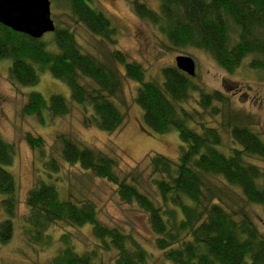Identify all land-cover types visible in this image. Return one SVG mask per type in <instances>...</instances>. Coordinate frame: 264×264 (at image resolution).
<instances>
[{
	"label": "trees",
	"instance_id": "trees-1",
	"mask_svg": "<svg viewBox=\"0 0 264 264\" xmlns=\"http://www.w3.org/2000/svg\"><path fill=\"white\" fill-rule=\"evenodd\" d=\"M156 1L155 9L141 0H134L131 7L156 29L168 49L204 51L229 74L245 60L250 70L264 73V0ZM52 2L65 8V20L63 26L54 23L49 40L33 39L0 24V61H10V83L35 86L39 75L48 72L67 85L75 104L89 111L92 124L113 133L125 120L117 103L122 101L120 66L125 78L137 84L133 102L142 112L143 125L156 135L174 129L182 143L175 161L161 154L148 155L153 197L142 188L139 174L120 172L115 158L63 134L59 136L61 159L113 185L124 204L136 205L145 213L155 235L154 247L160 252L158 264H264V233L251 211L259 206L264 212V171L252 162L264 161V140L238 124L240 119L232 113L226 95L206 91L196 76L189 77L175 65L161 69V80L146 79L142 67L124 53L112 51L100 60L83 52L73 27L81 26L101 42L114 45L113 23L93 8L92 0ZM194 94L196 107L189 109ZM27 97L23 112L41 123L43 111L50 118L71 111L61 95H51L48 102L37 92ZM217 118L220 122H207ZM224 133L233 144L226 150ZM25 140L32 149L44 146L41 138L30 134ZM13 157L14 146L0 136V205L5 213L0 243L12 238L18 204L16 182L4 169ZM44 168L51 176L60 166L51 158ZM25 203L23 233L29 245L53 243L49 230L58 223L90 228L91 245L81 247L71 232L61 233V245L48 264H153L137 236L103 223L92 201L72 193L62 197L56 184L40 181L28 191Z\"/></svg>",
	"mask_w": 264,
	"mask_h": 264
},
{
	"label": "rangeland",
	"instance_id": "rangeland-1",
	"mask_svg": "<svg viewBox=\"0 0 264 264\" xmlns=\"http://www.w3.org/2000/svg\"><path fill=\"white\" fill-rule=\"evenodd\" d=\"M62 1V0H60ZM134 0H92L93 8L104 13L116 29L115 44L101 42L91 36L85 29L73 27L76 40L85 53L103 60L109 52L119 51L126 54L129 61L139 64L145 73V78L161 80V69L175 65V58L187 55L196 64V81L201 83L206 91L218 90L229 98L232 113L239 117V123L247 126L264 140V73L250 70L247 60L234 73L229 74L219 68L213 59L204 51L194 49L170 50L166 41L156 29L141 20L132 10ZM149 2L150 8L158 6L156 0H141ZM51 2V18L63 26L65 8ZM51 34H45L49 40ZM52 46L49 47L51 49ZM9 60L0 61V136L14 146L12 164L5 166L17 185V209L13 217V235L7 243H0V264H48L61 245L59 235L69 231L73 239H77L78 247L86 243L91 245L90 228L75 229L58 223L50 228L49 235L53 236V243L49 246L26 243L23 229L24 217L28 214L25 199L28 191L40 181L57 185L62 197L73 194L81 199L95 204L98 218L105 224L131 232L152 255L153 264H158L160 252L154 247L155 235L151 233L147 216L136 205L124 204L117 196L115 187L105 180L83 170L78 165H70L61 159L62 143L60 135H67L80 145L95 151H100L115 158L118 170L124 174L132 171L133 175H140L142 188L150 196H155V188L150 184L148 155L161 154L176 160L182 143L178 139L177 131L156 135L149 131L142 123V112L133 102L137 84L125 78L122 67L118 66L121 78V107L125 120L121 128L113 133H106L98 129L89 121V111L75 104L70 97V91L63 82L52 78L48 72L39 75V82L35 86H13L8 78ZM159 76V77H158ZM160 82V81H159ZM37 92L46 102L51 95H61L70 104L68 115L50 118L46 111L41 113L43 123L37 117L26 115L23 107L28 93ZM187 107H196L194 99ZM220 122V119L207 122ZM30 134L43 140L42 149H32L25 140ZM223 150L233 144L227 133H224ZM51 158L56 159L60 168L58 173L48 175L44 164ZM251 161V159H250ZM252 162L264 171V161L253 159ZM48 179H53L48 180ZM264 185V179L261 181ZM1 202V195H0ZM252 214L260 231L264 233V212L261 207H251ZM5 219V213L0 205V223ZM59 244V245H58ZM108 264L112 262L108 261Z\"/></svg>",
	"mask_w": 264,
	"mask_h": 264
},
{
	"label": "water",
	"instance_id": "water-1",
	"mask_svg": "<svg viewBox=\"0 0 264 264\" xmlns=\"http://www.w3.org/2000/svg\"><path fill=\"white\" fill-rule=\"evenodd\" d=\"M51 1L58 0H0V23L14 32L41 39L55 30L50 12ZM175 67L189 77L196 74V64L190 56H177Z\"/></svg>",
	"mask_w": 264,
	"mask_h": 264
},
{
	"label": "bare ground",
	"instance_id": "bare-ground-1",
	"mask_svg": "<svg viewBox=\"0 0 264 264\" xmlns=\"http://www.w3.org/2000/svg\"><path fill=\"white\" fill-rule=\"evenodd\" d=\"M1 24V23H0ZM2 25V24H1Z\"/></svg>",
	"mask_w": 264,
	"mask_h": 264
}]
</instances>
